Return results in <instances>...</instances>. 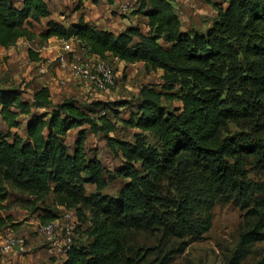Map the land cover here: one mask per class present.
<instances>
[{"label":"trees","instance_id":"1","mask_svg":"<svg viewBox=\"0 0 264 264\" xmlns=\"http://www.w3.org/2000/svg\"><path fill=\"white\" fill-rule=\"evenodd\" d=\"M73 1L78 11L88 0ZM105 2L111 6L114 0ZM204 2L217 13L214 28L205 35L183 32L168 0H136L132 15L147 19L146 35L136 27L114 35L79 17L68 26L48 20L36 36L34 23L50 16L45 1L22 0L16 7L12 0H0L1 48L14 46L20 39L44 43L52 37L75 38L87 55L104 62L114 58L126 65L141 63L147 72L162 71L163 89L172 84L185 90L182 110L171 113L161 104L162 98L169 97L155 86L141 88L133 108L126 100L91 101L87 108L71 99L53 104L46 87L26 101L19 89L0 88V118L6 125V131L0 130V211L7 209L5 203L15 192L26 198L24 208L37 214L40 226L58 220V207L78 214L86 207L91 215V225L83 232L88 243L73 242L61 264H142L150 249L138 248L131 257L125 249L129 235L140 231L157 232L168 240L188 239L175 252L162 256L160 264H169L175 253L201 239L211 227L209 209L202 207L193 214L190 210H196L187 196L180 201L162 195L161 183L178 176L180 161L209 192L224 189L245 212V227L225 264H240L254 244L264 243V189L252 196L241 167L242 158H251L264 174V131H252L254 137L245 133L221 137L226 122L243 119L247 112L239 98L230 99L234 112L221 107L219 95L231 65L264 58V0ZM27 54L29 60L39 61L31 50ZM129 108L126 118H121L120 111ZM19 117L26 118L24 137L11 132L20 127ZM117 123L138 131L133 142L109 137ZM83 127L102 133L107 145L122 156L116 175L123 184L116 196L102 194L113 178H104L105 169L96 157L86 159L87 129ZM78 128L82 129L70 150L67 134ZM142 133L154 136L156 149L145 147ZM85 185H93L95 192L87 195ZM167 201L173 203V219L159 210ZM5 224L0 218V229Z\"/></svg>","mask_w":264,"mask_h":264},{"label":"rangeland","instance_id":"2","mask_svg":"<svg viewBox=\"0 0 264 264\" xmlns=\"http://www.w3.org/2000/svg\"><path fill=\"white\" fill-rule=\"evenodd\" d=\"M186 5L182 0H173V2ZM221 2L222 0H216ZM189 2V0H188ZM195 8L184 11L182 6L177 5V12L181 18L183 32H196L205 35L207 31L212 30L217 21L216 11L204 0H193L192 5ZM73 6V5H70ZM225 7V4H223ZM184 7V6H183ZM69 9V7L67 8ZM76 11V6H73ZM118 13L121 9H117ZM113 13L114 15H117ZM121 14V13H120ZM122 15V14H121ZM36 30L41 31L42 26H36ZM47 46L49 53L43 54L40 51L43 43L36 42L34 51L46 66V73H38L37 65L29 60L28 55L21 54V49H17V54L12 57L0 49V88L17 87L22 93V99L27 100L32 95L33 90L39 86H51L67 92L65 100H74L80 107L87 108L93 100L102 99L103 102L111 103L126 100L131 103L132 108L138 99L139 91L143 87L155 86L156 90L165 94L169 98H162V106L171 113L182 110L181 98L183 92L180 85H165L162 80V71L147 72L143 65H120L112 60L107 61L109 66L116 72V85L108 93L97 96L88 92L85 97L77 95L75 90L83 87L77 80L71 78L66 71L60 67V57H65L66 53L62 50L63 44L57 39L51 40ZM161 44V43H160ZM51 46V47H50ZM46 52V51H45ZM80 53V52H79ZM13 58H15L13 60ZM40 59V58H39ZM41 60V59H40ZM43 64V63H42ZM64 80V86H58L57 81ZM223 101L222 106L233 110L230 106L231 98H239L244 103L243 109L247 116L243 119L229 121L225 123L226 128L221 132V137L231 136L237 133L249 134L254 137L252 131H264V58H250L249 60H238V64L231 65L226 74L223 75V89L219 93ZM29 99V98H28ZM129 109H124L122 115H128ZM108 117L114 121L112 115ZM21 125L19 130L14 133L22 134L25 132L26 118L19 117ZM117 129L110 133L109 137H116L120 140L133 142V135L138 131L123 127L117 123ZM0 130L6 131L4 124L0 120ZM16 130V129H15ZM143 142L146 148H155L157 141L151 134L142 133ZM264 138V135H263ZM76 132H71L68 139L70 150L74 145ZM84 152L86 159L95 158L105 169L104 178L112 177L113 180L107 184L102 194L116 196L123 184L121 177L116 175V168L122 163L123 159L118 151L112 150L106 143L102 133L93 134L87 129L86 140L84 143ZM71 153V152H70ZM182 161L177 167L178 176L172 177L168 181L161 183L162 195L167 200H183L187 196L190 201V213L197 214L201 208H208L211 215V227L207 233L202 235L201 239L189 244L181 254H174L169 264H225L237 245L239 235L245 227V212L241 209V204L235 197H230L224 189H212L210 192L207 187H203L197 179L194 172ZM241 167L244 174V181L252 189V196L260 195V190L264 189V174L258 170L251 158H242ZM86 194L95 192V187L87 185ZM262 192V191H261ZM25 199L22 195L13 192L12 197L7 200L5 210L0 211V218L5 221V226L0 229L1 238L9 234L14 239H21L24 242L23 253L12 255L0 254L1 264H59L62 257L50 251V245L46 244L44 234L40 231V224L37 220V214H32L24 207ZM49 199V200H48ZM47 204H50L51 198H48ZM179 201V203H180ZM60 219L66 213L70 218L59 220L60 225L55 228L57 236L60 238L62 227L69 226L72 229L73 242L86 245L88 239L84 236V230L91 225V215L86 207L80 208V213L75 211H65L58 207ZM160 212L168 218L173 219L175 212L173 203L163 202L159 207ZM9 217L10 220H6ZM195 217V216H194ZM198 218L203 219L202 216ZM12 225L14 227H12ZM10 230L12 233H9ZM6 239V238H5ZM4 240V239H3ZM163 238L160 233H151L147 231L133 232L129 235L126 245V255L131 257L138 248L142 250L150 249L152 253L144 260L142 264H160L162 256L170 251H176L185 242ZM2 242V240H1ZM15 261V263H13ZM240 264H264V243L253 245L250 254Z\"/></svg>","mask_w":264,"mask_h":264},{"label":"crops","instance_id":"3","mask_svg":"<svg viewBox=\"0 0 264 264\" xmlns=\"http://www.w3.org/2000/svg\"><path fill=\"white\" fill-rule=\"evenodd\" d=\"M44 1L47 4L50 16L47 19H41L39 21V23H34L33 33L36 36H39V34L43 31L45 23L48 20H53L57 23H61L65 26H68L70 24L76 23L78 21L79 17H82L83 21L86 24L93 26V27H96L97 29H100L103 31H108L114 35H118V34L122 33L123 31H125L129 27L138 28L140 33H142L144 35H146L148 33L147 19L145 17H143L142 15H132V12L137 9L136 0H114L113 5H111V6L107 5L105 0H97L96 4H93L91 0H88V1L83 3V5L81 6V8L78 11H73V6L75 5V2L73 0H44ZM168 1L172 4L176 14L179 17L180 22H181V18L179 16V13L177 12V5L182 6V9L184 11H187V8H188V11L195 8L194 4L192 5L193 0H189V2H188V0H182V1H184V3H186V5L179 4L180 1H179V3H177L176 1L173 2V0H168ZM12 2L14 3V5L16 7H19L21 5L22 0H12ZM70 5H73V6H70ZM68 7H69V9H67ZM117 9H121L120 13L122 15L120 13H118ZM116 11H117V15H114L113 13H116ZM40 25L42 26L43 29H41V31L38 32V30H36L37 29L36 26H40ZM181 29H182V24H181ZM53 39H57V38L52 37V38L48 39L46 42L43 43V46H48L49 45L48 43H50L51 40H53ZM36 42L40 43L39 39H35L33 41H27L25 39H20L15 43L14 46H11V47L6 48V49L0 47V49L5 50L4 51L5 53L14 57L17 54L16 50L20 48L22 51L21 54L26 56V55H28L27 54L28 50H31L33 53H35L34 51H36V50L34 49V44ZM48 49L46 50V52L44 51L43 54L49 53L50 49L49 50ZM37 57H38V59L40 58L41 60L39 59L38 62H33V63H35L37 65V68L40 69L41 67H44L45 64H44V62H42L41 56L40 57L37 56ZM14 59L15 58H13V60ZM110 60H112L114 62H118L120 65H126L125 63L120 62L119 60L114 59V58H108L106 61H110ZM135 65H143V64L138 63ZM39 69H38V73H39ZM158 71H160V70H158ZM55 86L56 85L39 86L35 90H33V93L35 91L39 90L40 88L46 87V88H48V91L50 94V99H51L52 103L53 104H59L65 100L64 96L68 95V93L62 91L61 89L56 88ZM4 88L5 89L6 88L18 89L17 87H13V86L4 87ZM33 93H32V95H33ZM75 93L77 95H80L83 97H85V95L87 94L84 87L79 88V90L78 89L75 90ZM32 95L29 96L28 97L29 99L27 98L26 101L31 100ZM93 101H103V100L102 99H100V100L96 99ZM126 116L127 115H122V114L120 115L121 118H126ZM0 120H1V118H0ZM4 126L6 128L5 124H4ZM20 126L24 127L23 124ZM83 128H86V127H83ZM80 129H82V128L72 129L71 131H69V133L67 134V138H66V144L68 143V139L70 137L71 132L75 131L77 134V132ZM18 130L19 129H16V130L12 129L11 132L14 133V132H17ZM20 136L24 137V133L20 134ZM122 141H125V140H122ZM67 146L69 147L68 144H67ZM86 186L87 185H85V187ZM91 186H93V185H91ZM10 197H12V194L9 196V199H10ZM8 231H9V233H12L10 230H8ZM8 235L9 234H6V235H4V237L6 238ZM1 236L2 235H0V245L2 243L1 240L3 241V239H5V238L2 239ZM63 260H64V258H62V261ZM62 261H60L59 264H61ZM13 263H15V261Z\"/></svg>","mask_w":264,"mask_h":264},{"label":"built area","instance_id":"4","mask_svg":"<svg viewBox=\"0 0 264 264\" xmlns=\"http://www.w3.org/2000/svg\"><path fill=\"white\" fill-rule=\"evenodd\" d=\"M63 44L62 50L66 53L65 57H60V67L67 74L80 82L86 90L92 95L98 97L106 94L116 85V72L109 66L107 62L101 61L96 56L87 55L85 51L78 46L79 42L75 38L67 41L60 40ZM47 46H43L40 51H46ZM80 52V53H79ZM39 73H46V66L39 69ZM58 86H64V80H58ZM104 113H101L103 115ZM70 218V214L66 213L60 219L46 225L40 226V231L44 234L47 245H50V251L56 255L65 258L67 251L73 245L72 229L67 225L62 227L60 238H55V228L60 225L59 220ZM24 242L21 239H14L12 236L6 237L0 245V254L12 255L23 253Z\"/></svg>","mask_w":264,"mask_h":264}]
</instances>
